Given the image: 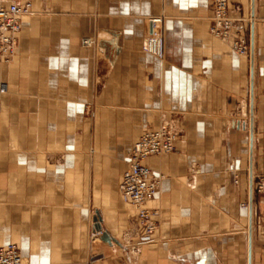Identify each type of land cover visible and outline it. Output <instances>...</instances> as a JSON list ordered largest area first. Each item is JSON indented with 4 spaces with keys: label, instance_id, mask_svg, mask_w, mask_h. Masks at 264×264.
Segmentation results:
<instances>
[{
    "label": "crops",
    "instance_id": "1",
    "mask_svg": "<svg viewBox=\"0 0 264 264\" xmlns=\"http://www.w3.org/2000/svg\"><path fill=\"white\" fill-rule=\"evenodd\" d=\"M30 1L15 56L0 62V245L16 243L21 264H249V60L209 32L212 0ZM228 1L244 35L252 0ZM254 3L253 160L264 176V0ZM155 17L164 58L144 50ZM161 125L180 136L144 161L163 178L154 239L142 242L119 185L134 144ZM97 211L119 245L106 255L89 248ZM251 260L264 264V194Z\"/></svg>",
    "mask_w": 264,
    "mask_h": 264
},
{
    "label": "built area",
    "instance_id": "2",
    "mask_svg": "<svg viewBox=\"0 0 264 264\" xmlns=\"http://www.w3.org/2000/svg\"><path fill=\"white\" fill-rule=\"evenodd\" d=\"M30 0H0V62L10 61L16 53L19 42V33L23 27V19L31 12ZM213 23L211 32L226 38L231 34L234 21L228 15V0H213ZM152 28L145 39L144 50L159 58L165 56V37L162 26L163 18L151 19ZM90 37L83 39V44L92 45ZM233 49L240 55L248 53V46L242 39L233 42ZM7 91L5 83L0 82V100ZM179 132L171 125H161L157 128L145 130L130 151L129 167L124 171L120 181V192L125 202L138 208V219L143 228L142 242H151L157 227L155 221L156 210L148 206V202L157 193L160 187V177L144 161L152 155L168 154L176 149ZM259 189L264 183H259ZM102 231L96 230L92 234V253L106 250L110 246L101 239ZM113 246V245H112ZM111 247V246H110ZM22 256L16 243L0 245V264H21Z\"/></svg>",
    "mask_w": 264,
    "mask_h": 264
},
{
    "label": "rangeland",
    "instance_id": "3",
    "mask_svg": "<svg viewBox=\"0 0 264 264\" xmlns=\"http://www.w3.org/2000/svg\"><path fill=\"white\" fill-rule=\"evenodd\" d=\"M212 4H213V0H212ZM228 5H229V1H228ZM212 9H213V6H212ZM213 14H214V10H213ZM228 15H229V7H228ZM233 21H234V25H233V28H232V31H231V34L229 35V37H226V38H220L216 35H214L212 32H211V26H212V23H213V15L211 17V22L209 24V32L213 35V37L219 39L222 43L226 44L233 52H235L236 54H238L234 49H233V42L236 40V39H242L246 42L247 46H248V53L247 54H244V55H240V56H243V57H246L248 58L249 60V69H248V92H247V100H246V108H247V116H246V119L247 121L249 122L248 123V134L251 138V91H250V87H251V84H250V80H251V77H250V65H252V60H251V27H252V21H253V17L251 16V20L249 21V17H248V29L246 31V33L243 35V33L238 29L236 28V20L234 17H232L231 15H229ZM250 22H251V27H250ZM165 37V36H164ZM254 60H255V54H254ZM250 91V92H249ZM250 94V95H249ZM180 136V135H179ZM254 136V135H253ZM177 143V142H176ZM251 144V143H250ZM253 146H254V141H253ZM176 150V149H175ZM174 152V151H173ZM171 152V153H173ZM171 153H168V154H171ZM162 155H167V154H162ZM247 156V165H246V175H247V182L249 184V189H250V174H251V165H250V156L246 155ZM250 169V170H249ZM162 178H163V175H161L160 177V181L162 182ZM161 182H160V185H161ZM259 183H264V176H260L259 174H257L256 172L254 173V160H253V202H254V199H255V195L256 194H264V188L263 189H259L258 188V185ZM127 203V202H126ZM130 204V203H129ZM248 204H250V202H246L244 203L245 206H248ZM131 206L135 209V211L138 213V208L134 205L131 204ZM148 206L151 207L150 205V201L148 202ZM95 222V221H94ZM97 229L95 228L94 231H96ZM105 229L103 228L101 231H102V234H103V231ZM92 234L93 232L91 233V236H90V242H89V248L90 250H92ZM102 239V238H101ZM103 240V239H102ZM105 241V240H104ZM108 242V241H106ZM108 244L113 247L112 245H114V248L118 249L119 248V245L116 244V243H110L108 242ZM110 248L109 246L107 245L106 246V251H109ZM93 251V250H92ZM105 250L104 251H101L99 252L100 255H106V253H109V252H106Z\"/></svg>",
    "mask_w": 264,
    "mask_h": 264
},
{
    "label": "water",
    "instance_id": "4",
    "mask_svg": "<svg viewBox=\"0 0 264 264\" xmlns=\"http://www.w3.org/2000/svg\"><path fill=\"white\" fill-rule=\"evenodd\" d=\"M255 0H252V27H251V60H252V69H253V64H254V54H255V19H254V14H255ZM254 75L252 73V79H251V156H250V165H251V174H250V241H249V264L251 263V243H252V206H253V172H252V167H253V141H254ZM95 221V227L97 230H102V219L100 217V213L97 211L96 215L94 217ZM102 239L105 241H108L110 243H113V241L116 239L112 237L107 231H103L102 234Z\"/></svg>",
    "mask_w": 264,
    "mask_h": 264
},
{
    "label": "bare ground",
    "instance_id": "5",
    "mask_svg": "<svg viewBox=\"0 0 264 264\" xmlns=\"http://www.w3.org/2000/svg\"><path fill=\"white\" fill-rule=\"evenodd\" d=\"M254 40H255V36H254ZM254 69H255V60H254V64H253V69L251 66V79H252V73L254 75ZM254 80V78H253ZM251 90V89H250ZM254 90V88H253ZM251 96V95H250ZM251 118V117H250ZM250 143H251V138H250ZM249 149H250V154L249 156H251V144H249ZM250 170V169H249ZM252 172H253V167H252ZM250 180V179H249ZM250 182V181H249ZM250 194V193H249ZM252 211H253V206H252ZM250 219H251V215H250V204H249V224H250ZM252 222H253V212H252Z\"/></svg>",
    "mask_w": 264,
    "mask_h": 264
}]
</instances>
